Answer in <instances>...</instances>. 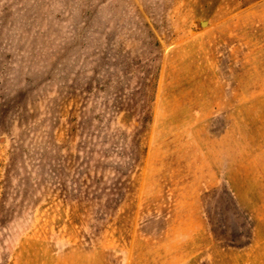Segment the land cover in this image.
Instances as JSON below:
<instances>
[{
    "label": "rangeland",
    "instance_id": "374dc122",
    "mask_svg": "<svg viewBox=\"0 0 264 264\" xmlns=\"http://www.w3.org/2000/svg\"><path fill=\"white\" fill-rule=\"evenodd\" d=\"M0 264H264V0H0Z\"/></svg>",
    "mask_w": 264,
    "mask_h": 264
},
{
    "label": "trees",
    "instance_id": "16d2710c",
    "mask_svg": "<svg viewBox=\"0 0 264 264\" xmlns=\"http://www.w3.org/2000/svg\"><path fill=\"white\" fill-rule=\"evenodd\" d=\"M155 88H156V84L153 82L152 84V88H151V95H150V98L153 100L154 99V93H155Z\"/></svg>",
    "mask_w": 264,
    "mask_h": 264
},
{
    "label": "water",
    "instance_id": "95a60500",
    "mask_svg": "<svg viewBox=\"0 0 264 264\" xmlns=\"http://www.w3.org/2000/svg\"><path fill=\"white\" fill-rule=\"evenodd\" d=\"M202 25L205 26V25H207V23L203 22Z\"/></svg>",
    "mask_w": 264,
    "mask_h": 264
},
{
    "label": "bare ground",
    "instance_id": "6f19581e",
    "mask_svg": "<svg viewBox=\"0 0 264 264\" xmlns=\"http://www.w3.org/2000/svg\"><path fill=\"white\" fill-rule=\"evenodd\" d=\"M201 25H202V23H201Z\"/></svg>",
    "mask_w": 264,
    "mask_h": 264
}]
</instances>
